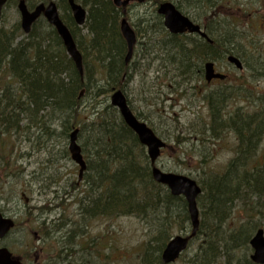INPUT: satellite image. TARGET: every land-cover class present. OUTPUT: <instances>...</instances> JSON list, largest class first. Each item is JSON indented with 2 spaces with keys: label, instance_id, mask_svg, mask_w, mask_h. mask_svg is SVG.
<instances>
[{
  "label": "trees",
  "instance_id": "16d2710c",
  "mask_svg": "<svg viewBox=\"0 0 264 264\" xmlns=\"http://www.w3.org/2000/svg\"><path fill=\"white\" fill-rule=\"evenodd\" d=\"M36 1L27 0L29 7ZM76 1L87 9V20L80 28L71 16L68 0H56L61 18L71 27L75 39L72 25L77 30H87L85 43L76 40L83 54L82 72L67 55L56 30L44 19H39L28 34L21 29L20 20L10 25L0 23V168L6 172L10 167L3 151L8 149V156L13 155L14 144L8 145L12 136L32 127L31 123L36 122L45 133L57 132L68 140L79 127L78 140L87 169L82 181L70 187L75 190L79 218L74 224L65 216L38 223L39 230L44 232V244L46 239L53 238L60 247L58 255L52 260L48 258L47 264H64L71 252L83 247L80 239L85 237L91 219L150 218V214L158 215V212L163 216L152 226L154 235L143 245L140 264H164L161 255L171 238L172 227L177 225L178 229L189 231L191 224L185 200L173 196L166 186L154 180L145 147L119 116L118 109L108 103L111 93L123 90L128 83L133 62L125 61L127 44L120 31L122 9L113 0ZM172 1L181 7V0ZM189 5L202 7L206 12L212 9L209 16L212 14L217 22L219 0H189ZM152 15L139 21L161 22L155 8ZM39 23L45 26L44 31H36ZM217 27L219 32L224 29ZM146 28L157 30L159 26ZM153 39L149 37L147 41ZM164 64L170 65L162 61L159 68L168 69ZM186 66L176 72L181 78L179 86L187 89L184 77L188 76L182 74ZM202 94L208 105V118L201 119L193 134L199 135L198 141L210 145L233 133L234 156L223 173L209 172L200 179V228L194 239L196 245L190 252L193 240L174 264H256L248 252L252 250L251 236L258 228H264L261 221H254L264 219V162L260 154L264 99L251 100L250 104L260 106L245 115L238 108L234 113L227 110L230 93L226 87L205 90ZM87 108L95 113L91 120L85 118ZM175 140L183 142L179 135ZM177 200L184 204V213L179 216L171 210ZM239 203L242 205L237 207ZM63 205L62 199L55 206ZM50 208L53 207L44 205L41 209ZM65 250L67 253L62 255Z\"/></svg>",
  "mask_w": 264,
  "mask_h": 264
},
{
  "label": "rangeland",
  "instance_id": "374dc122",
  "mask_svg": "<svg viewBox=\"0 0 264 264\" xmlns=\"http://www.w3.org/2000/svg\"><path fill=\"white\" fill-rule=\"evenodd\" d=\"M153 1L133 6L129 15L130 23H134L137 17H143L147 12L153 11ZM219 4L216 9L220 15L218 14L215 23L228 30L233 39L241 45L244 71L238 72L227 63L218 61L219 69L225 73L231 71L235 80L214 83L209 89L227 87L235 82L239 84L234 86H241L242 83L245 91L238 95L237 87L231 90L234 93L232 105H228L227 110L234 113L237 112V108L242 109L241 113L244 112L246 115L249 111H254L255 106H260L250 104L251 100L264 99V0H219ZM16 5L15 0L7 3L0 20L1 24L10 25L20 20ZM185 8L188 11L186 13L190 15L197 12L193 6L191 9ZM212 11L210 9L206 13H213ZM45 29V26L39 23L36 31L41 32ZM86 35V29L76 32L79 42L85 43ZM132 61L129 81L123 88L130 107L169 145L163 150L157 166L165 172L191 176L199 182L209 172L223 173L234 156L236 138L233 133H228L224 138L210 142V145L206 141H198L199 135L193 134L194 129L199 127L201 119L208 118L203 94L199 97L193 89L179 86L181 78L177 77V72L171 74L168 73V69L159 68L162 63L159 59H141L134 55ZM242 95L248 98L242 99ZM188 105L196 106L194 109ZM89 109L85 110L87 120H91L95 115L88 112ZM30 125L32 127H25L26 130L22 133L13 135L11 138L13 142L8 141V145L14 144L13 155L8 156V149L3 151L5 153L3 155L10 167L6 172L0 168V210L16 221V227L0 242V246H6L20 256L23 264H37L33 260L34 252H30V249L38 251L43 247L44 258H54L58 255L60 247L53 238L46 239L44 244L45 240L42 239L38 227L39 222L53 221L62 216L79 218L75 190L70 189L71 185L77 182L79 167L68 152L69 140L58 136L57 132L51 135L45 133L36 122ZM178 135L179 139L183 138V142H176ZM260 149L264 162V137ZM203 159L206 162H203ZM67 192L72 195L69 196ZM62 199L64 205L55 206ZM44 205L53 209L44 211L41 209ZM241 205L239 203L237 207ZM171 210L176 216L184 213L182 200H177ZM158 213L150 214V218L120 216L111 219H91L87 234L80 239L87 251L85 254L78 253L76 248L71 252L72 256L69 254L64 260V264H82V260L86 261V264H140L143 245L154 235L152 226L156 224V219L163 216ZM254 221H261L264 225V219L258 218ZM187 231L180 230L175 225L170 233L172 237L185 234ZM195 245L194 240L189 248L190 252L194 250ZM251 252L250 250L248 254ZM106 254L109 255L108 258Z\"/></svg>",
  "mask_w": 264,
  "mask_h": 264
},
{
  "label": "water",
  "instance_id": "95a60500",
  "mask_svg": "<svg viewBox=\"0 0 264 264\" xmlns=\"http://www.w3.org/2000/svg\"><path fill=\"white\" fill-rule=\"evenodd\" d=\"M113 1L116 6H123V11L125 12V7L130 2L138 1L139 3H142L144 0ZM6 2L7 0H0V17ZM69 4L75 22L78 25L84 24L86 21V10L81 4L75 2V0H69ZM18 9L21 14V26L26 33L30 32L32 24L41 16V14H43L47 21L56 28L69 56L73 59L79 71L82 72V54L77 48L71 31L60 18L57 5L54 1H51L47 5L40 3L33 10H29L26 1L19 0ZM158 13L164 15L165 26L171 32H183L186 28L193 31L199 30V26L194 24L189 17L183 15L172 2H162L158 7ZM120 29L128 47V52L125 57V61L128 63L133 54V48L136 43V34L126 18L122 19ZM228 60L229 62L234 63L238 68H242V62L236 56L231 55ZM206 78L207 80H211L212 78L222 79L225 78V75L215 73L214 64L209 62L206 64ZM110 102L119 110L120 115L128 127L136 133L140 143L147 148V155L152 166V176L154 180L167 186L172 195H183L187 202L188 213L192 224L191 233L188 235H176L172 237L162 251V261L165 264L174 263L180 257L181 253L186 250L191 239L197 234L200 224L197 197L201 193V187L195 179L189 176L173 172H165L156 165L157 159L160 157L162 149L167 146V143L159 138L145 122L140 121L134 115L129 107L126 96L121 90L113 92L110 97ZM78 132L79 129H75L71 132L68 149L71 158L80 166L79 178L81 179L87 165L81 152V146L78 143ZM14 225V220L5 217L0 211V240L8 234ZM250 244L253 248V253L250 256L251 260L257 264H264L263 228L256 231ZM0 264H21V260L20 258L15 257L7 247H0Z\"/></svg>",
  "mask_w": 264,
  "mask_h": 264
},
{
  "label": "flooded vegetation",
  "instance_id": "af4514ba",
  "mask_svg": "<svg viewBox=\"0 0 264 264\" xmlns=\"http://www.w3.org/2000/svg\"><path fill=\"white\" fill-rule=\"evenodd\" d=\"M183 1L186 3L185 7H188V8L191 7V5L190 6L188 5L189 0H183ZM68 3H69V0H68ZM137 4H139L138 1H132L125 7V9L131 11L132 7L136 6ZM69 7H70V4H69ZM118 8L124 9L123 6H119ZM183 9H185L182 11L183 14L188 16L189 19L194 24L198 25L199 30L193 31V30H190L189 28H186L185 31L183 32H180L178 34H173L168 29H166L163 21L160 22V24H152V22L147 23L145 21H142V22L135 21L133 23V27L135 29L137 38H136V43L133 48V57L134 55H136L140 57L141 59H145V58L157 59L159 55L168 54V49L165 47V45L168 43H172V46L174 47L176 51H179V52L183 51L189 54L193 53L194 56L192 59L193 61L192 63H193L194 68L182 71V74L188 76L187 79H185L184 77V83L186 84V86H188L187 89L189 88L193 89L195 94L200 97L203 91L205 90H209V91L217 90V89H214V90L209 89L211 85H213L214 83L221 84L225 81L227 82V81L235 80L232 78L233 74L231 71L225 73L223 70L219 69L218 67L219 60L221 61V63H227L230 67L235 68V70H237L238 72H243L244 69L236 67L235 64L228 61V58L229 56L233 55L239 58L243 62L242 57L244 54L240 50L241 45H239L237 42L234 43L235 41L233 40V37L228 30L223 29L221 32H219L218 27L216 23L214 22L215 18L211 17L212 14L209 16L208 13H206L205 11L206 9L204 10L203 8L199 6H195L193 9L196 10L197 12L194 15H190L189 13H186L188 12L186 8L183 7ZM70 10H71V7H70ZM41 16H43V14ZM153 25L154 27L159 26L161 30L159 28L157 30L146 28V27L153 26ZM219 28L222 29L221 26ZM149 37H154L153 41H156L157 43L155 44L153 41H147V38ZM218 41L220 45L219 47H218ZM208 62H211V63L213 62L215 73L223 74L225 75V78H222V79L212 78L211 80H207L206 63ZM234 84H239V83L237 82L231 83L230 86L226 87V90L229 91L230 93L229 105H232L231 99H232V95L234 94L232 93L231 90L237 87L238 90L236 93H238V95L242 94L245 91V87L242 83H241V86H237V85L234 86ZM243 97L248 98V96L246 97L245 95L244 96L242 95V99ZM190 106L195 109L196 105H190ZM205 106L206 108H208V105H205ZM242 114H244V112ZM71 220H72V224H74L75 219L71 218ZM40 235L42 238H44L43 237L44 232L42 233V231H40ZM77 249H78L77 250L78 253L81 252L85 254V252L87 251V249L84 247L77 248ZM30 250L34 252L33 260L37 264L49 263L48 258H44V248L43 247L39 249L38 251L36 249H30ZM63 252L67 253L66 250ZM63 252H62V255H64ZM70 256H72V253H70ZM52 259L53 258L51 257V260ZM21 260L23 264L24 261L22 258ZM81 263L86 264V261L82 260Z\"/></svg>",
  "mask_w": 264,
  "mask_h": 264
},
{
  "label": "bare ground",
  "instance_id": "6f19581e",
  "mask_svg": "<svg viewBox=\"0 0 264 264\" xmlns=\"http://www.w3.org/2000/svg\"><path fill=\"white\" fill-rule=\"evenodd\" d=\"M165 1H169V2H172L175 6H176V8L183 14V6H185V2L183 1V0H181V7H178L177 6V4H176V2L175 1H172V0H164V1H161V2H159V3H155V1H153L152 2V8H153V10H154V8H155V10H156V13L158 14V16L161 18V22L163 21V23H164V25H165V17H164V15H162V14H159L158 13V7H159V5L162 3V2H165ZM75 2H77L76 0H75ZM147 2H150V0H147V1H145L144 3L146 4ZM36 3H39V1H36ZM79 4H81L80 2H79ZM82 5V4H81ZM188 5H189V2H188ZM190 6V5H189ZM193 5H191V7H192ZM82 7L87 11V9L82 5ZM195 6H193V8H194ZM185 8V7H184ZM132 11V10H131ZM152 10L151 11H149V12H147L143 17H137V22H142V21H139V20H141V19H150V18H152L153 17V15H152ZM130 11L129 10H125V12L123 11V9H122V18H121V21H122V19L123 18H126L127 19V21L128 22H130V20H129V15H130ZM183 15H185V14H183ZM186 16V15H185ZM188 17V16H187ZM163 18V19H162ZM38 20H35V22L32 24V26H31V30H32V28H33V25L37 22ZM121 21H120V26H121ZM155 23H159L160 24V22H152V24H155ZM79 28L80 27H83L84 26V24H82V25H78L77 23H75ZM39 25V24H38ZM67 27L69 28V30H71V27H69L68 25H67ZM166 27V26H165ZM166 29H168L167 27H166ZM31 30H30V32H31ZM72 30H75L76 32H77V29H76V27H75V25H72ZM169 30V29H168ZM120 31H121V29H120ZM170 31V30H169ZM29 32V33H30ZM171 32V31H170ZM171 33H173V34H178V33H174V32H171ZM180 33V32H179ZM221 35H223V34H221ZM164 38H165V36H164ZM165 47L168 49V54H162V55H159L158 57H157V59H159V60H162L163 62L164 61H169V63H170V65H166V64H164V67H168V73H171V74H176V71H178L181 67H183V66H185V65H187L186 66V70H188V69H191L192 68V59H193V56H194V54L193 53H191V54H189V53H186V52H183V51H181V52H179V51H176L175 49H174V47L172 46V43H168V44H166L165 45ZM151 171H152V166H151ZM256 233V231L253 233V235L251 236V238H250V241H251V239H252V237L254 236V234ZM165 248V247H164ZM164 250V249H163ZM252 251V250H251ZM252 253H253V251L250 253V256L252 255Z\"/></svg>",
  "mask_w": 264,
  "mask_h": 264
}]
</instances>
